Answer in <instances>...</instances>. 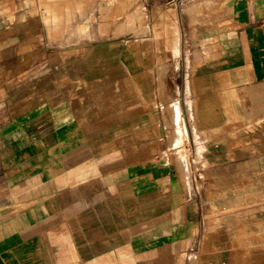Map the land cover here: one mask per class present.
I'll list each match as a JSON object with an SVG mask.
<instances>
[{
  "label": "crops",
  "instance_id": "1",
  "mask_svg": "<svg viewBox=\"0 0 264 264\" xmlns=\"http://www.w3.org/2000/svg\"><path fill=\"white\" fill-rule=\"evenodd\" d=\"M34 3L0 0V264H264V0H155L173 75Z\"/></svg>",
  "mask_w": 264,
  "mask_h": 264
},
{
  "label": "rangeland",
  "instance_id": "2",
  "mask_svg": "<svg viewBox=\"0 0 264 264\" xmlns=\"http://www.w3.org/2000/svg\"><path fill=\"white\" fill-rule=\"evenodd\" d=\"M155 0H148L149 6L146 11H143L140 6V0H35L33 16L36 20L44 21L47 23H58L64 21L69 16H78L85 20H98L105 24H118L123 27V31L128 33V26L132 35L137 37L140 34H145L150 39V44L147 46L151 49H157L159 53V63L162 70H167L170 67L168 62L170 52L174 56V42L170 44L171 38L174 40V25L173 29L166 24V13L162 10H158L154 5ZM16 9L17 16L20 20L23 19L22 11L26 10V6H20ZM92 13L94 15L92 16ZM92 16V17H91ZM145 24L146 28L142 31L134 28L136 24ZM156 44L154 45V43ZM172 50V51H171ZM168 58V59H167ZM174 63V62H173ZM169 72L174 74V65ZM163 84L172 83L174 77H162ZM58 142L52 141V146L57 145ZM186 144L187 141L177 140L174 143L175 149L171 148V142H166L165 147L162 150L164 158L171 162V160L178 158L179 162L184 164L186 156ZM180 145L179 148H176ZM35 147H38L37 145ZM42 147V146H41ZM177 152L179 153L177 157ZM20 159V158H19ZM43 157H35L34 160L43 161ZM58 159V158H51ZM168 244V243H167ZM165 250V248H164ZM72 254V259L76 261V258ZM170 252L164 251L163 264H174V259L171 260ZM169 257V259H167ZM78 264V262H74Z\"/></svg>",
  "mask_w": 264,
  "mask_h": 264
}]
</instances>
